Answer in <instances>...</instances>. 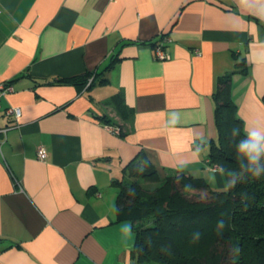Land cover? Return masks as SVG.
Segmentation results:
<instances>
[{
	"label": "crops",
	"instance_id": "crops-1",
	"mask_svg": "<svg viewBox=\"0 0 264 264\" xmlns=\"http://www.w3.org/2000/svg\"><path fill=\"white\" fill-rule=\"evenodd\" d=\"M242 59L237 114L264 126V0H0V84L14 88L0 99V264L131 263L116 181L141 154L160 177L223 187L207 164L213 93ZM85 72L90 88L60 81Z\"/></svg>",
	"mask_w": 264,
	"mask_h": 264
},
{
	"label": "trees",
	"instance_id": "trees-1",
	"mask_svg": "<svg viewBox=\"0 0 264 264\" xmlns=\"http://www.w3.org/2000/svg\"><path fill=\"white\" fill-rule=\"evenodd\" d=\"M156 45L164 48L163 43ZM113 63L114 58L102 72ZM247 71L246 62L238 60L219 77L213 93L216 136L208 141L207 160L226 175L225 191L183 172L160 177L143 154L124 167V175L116 181V212L118 220L133 223L135 264H264V172L252 177V165L238 152L247 133L232 95L233 74ZM96 77V73L85 72L60 81L87 89ZM119 100L118 96L111 98L116 104ZM98 118L119 127V135L123 134L122 127L106 115ZM257 163L264 168V155ZM201 192L209 199L189 197Z\"/></svg>",
	"mask_w": 264,
	"mask_h": 264
},
{
	"label": "clouds",
	"instance_id": "clouds-1",
	"mask_svg": "<svg viewBox=\"0 0 264 264\" xmlns=\"http://www.w3.org/2000/svg\"><path fill=\"white\" fill-rule=\"evenodd\" d=\"M244 131L247 133V138L239 144L238 152L252 165L251 176L258 178L264 172V168L259 167L257 163L264 155V126H247Z\"/></svg>",
	"mask_w": 264,
	"mask_h": 264
},
{
	"label": "built area",
	"instance_id": "built-area-1",
	"mask_svg": "<svg viewBox=\"0 0 264 264\" xmlns=\"http://www.w3.org/2000/svg\"><path fill=\"white\" fill-rule=\"evenodd\" d=\"M154 56H155V58L162 59V60L169 57V55L166 53L165 49L161 45L154 46ZM90 81H91V79L88 80L86 86H88L90 84ZM13 90H14V88L9 82L1 83L0 84V99L6 93L11 92ZM4 112H5V114L13 115L14 117H18L20 115V109L18 107H14V106L6 107L4 109ZM109 128L115 134H119V132H120L119 127L109 125ZM5 131H6V128H0V133H5ZM0 144H1V141H0ZM36 154H37V157L41 160H44L47 157V152H46L45 148L41 145L37 146ZM207 164L209 165V167L212 170L221 168L218 165H210L208 160H207ZM129 264H135V263L132 261Z\"/></svg>",
	"mask_w": 264,
	"mask_h": 264
},
{
	"label": "rangeland",
	"instance_id": "rangeland-1",
	"mask_svg": "<svg viewBox=\"0 0 264 264\" xmlns=\"http://www.w3.org/2000/svg\"><path fill=\"white\" fill-rule=\"evenodd\" d=\"M212 188L215 189V190H218V191H225L228 188V182H227L226 175H225V182H224V186L223 187H220V188L212 187ZM189 197H191L193 199H202V200L209 199L208 194L206 195L204 192H201L198 196L195 195V193L194 194L192 193Z\"/></svg>",
	"mask_w": 264,
	"mask_h": 264
}]
</instances>
